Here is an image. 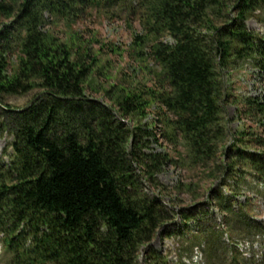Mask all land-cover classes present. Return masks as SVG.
Returning a JSON list of instances; mask_svg holds the SVG:
<instances>
[{"label":"trees","instance_id":"1","mask_svg":"<svg viewBox=\"0 0 264 264\" xmlns=\"http://www.w3.org/2000/svg\"><path fill=\"white\" fill-rule=\"evenodd\" d=\"M262 9L264 0H0V135L13 139L10 162L0 160V234L12 264H142L146 246L145 259L158 264V232L172 234L178 215L186 230L193 212L165 203L170 188L159 176L168 167L200 183L247 168L264 177V152L243 146L264 147V91L241 110L261 131L242 130L228 146L223 77L243 61L264 76V34L247 25ZM46 13L71 26L67 39L46 27ZM97 13L139 23L129 53L140 81L101 72V53L121 50L95 48L73 27ZM32 93L26 106L42 96L26 110L7 102ZM197 187L177 189L197 198ZM201 237L211 264L222 238Z\"/></svg>","mask_w":264,"mask_h":264},{"label":"rangeland","instance_id":"2","mask_svg":"<svg viewBox=\"0 0 264 264\" xmlns=\"http://www.w3.org/2000/svg\"><path fill=\"white\" fill-rule=\"evenodd\" d=\"M45 18L48 21L47 28L53 30L60 38L67 39L71 26L63 23L54 26L52 17L47 13ZM247 25L251 30L264 34V9L258 11L255 17L249 18ZM73 27L82 32L84 38H88L95 48H100V45L105 43L121 50L122 54L104 50L100 55V65L103 66L101 72L106 73L107 77L110 75L112 82H116L118 79L116 76H120L122 72L127 76L136 77L139 81L143 78L144 74L139 69L138 61L129 53L133 33L142 32L139 23L135 22L131 29L118 15L106 18L97 13L82 17ZM150 67L153 68L154 65L151 63ZM259 72L260 70L251 61H243L236 69L223 72L228 95L226 120L230 132L226 142L228 146L232 143L234 134L238 135L242 130L250 129L249 131L252 132V135L246 138H255L253 133L261 131L258 124L241 113L247 97L258 96L264 91V76ZM104 77L103 75L98 79L94 77L93 86L103 85L106 80ZM144 81L151 84L148 78ZM87 95L109 103L107 97L90 89ZM32 96L33 93L26 96H9L7 102L25 107ZM12 141L11 136L0 135V160L10 162L9 155L13 151L10 147ZM243 146L250 152H264V147L258 146L253 141ZM155 148L161 150L159 146ZM4 151L9 155L4 156ZM238 175L228 179L223 176L220 181L204 178L200 183L199 177L192 179L185 169L174 165L160 174V181L170 188V194L164 198L165 203L169 206L174 204L177 208H190L193 212L186 230H181L184 222L178 215L173 223L176 227H173L172 234L166 236L161 234V230L158 232L151 243V246L162 254L163 259L161 258L158 264H208L205 241L201 237V232L207 230L217 231L222 238L219 248L209 257L211 264H234L235 256L242 264H264V177L251 168L242 171L240 177ZM192 180L197 182V192L200 193L197 198H193V195L186 191L178 192L177 189L180 183H188ZM224 180L227 183L225 186L222 185ZM230 200L234 201V209L225 210ZM3 239L4 237H0V264H12L13 254L7 249ZM148 247L142 249L140 261L142 264H156L153 260L145 259ZM164 258L168 263H165Z\"/></svg>","mask_w":264,"mask_h":264},{"label":"water","instance_id":"3","mask_svg":"<svg viewBox=\"0 0 264 264\" xmlns=\"http://www.w3.org/2000/svg\"><path fill=\"white\" fill-rule=\"evenodd\" d=\"M41 96L42 95L37 96L34 100H32V102L28 106L24 107L23 109L24 110L28 109L31 105H33L35 102H37L40 99Z\"/></svg>","mask_w":264,"mask_h":264}]
</instances>
